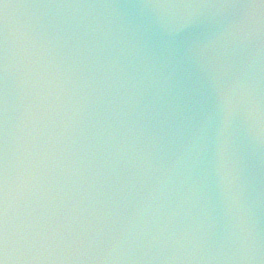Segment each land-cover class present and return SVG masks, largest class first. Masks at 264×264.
Segmentation results:
<instances>
[{
  "label": "water",
  "instance_id": "obj_1",
  "mask_svg": "<svg viewBox=\"0 0 264 264\" xmlns=\"http://www.w3.org/2000/svg\"><path fill=\"white\" fill-rule=\"evenodd\" d=\"M7 264H264V0H0Z\"/></svg>",
  "mask_w": 264,
  "mask_h": 264
},
{
  "label": "snow or ice",
  "instance_id": "obj_2",
  "mask_svg": "<svg viewBox=\"0 0 264 264\" xmlns=\"http://www.w3.org/2000/svg\"><path fill=\"white\" fill-rule=\"evenodd\" d=\"M0 264H7V258L4 255L2 244H0Z\"/></svg>",
  "mask_w": 264,
  "mask_h": 264
}]
</instances>
